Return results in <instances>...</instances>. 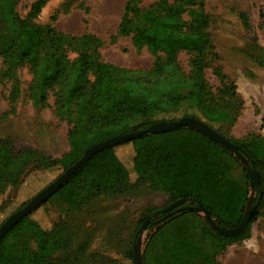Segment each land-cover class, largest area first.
Instances as JSON below:
<instances>
[{"label":"trees","instance_id":"trees-1","mask_svg":"<svg viewBox=\"0 0 264 264\" xmlns=\"http://www.w3.org/2000/svg\"><path fill=\"white\" fill-rule=\"evenodd\" d=\"M49 1L37 0L23 19L15 13L13 1L0 0V57L6 67L2 77L14 83L12 97L16 99L20 93L18 70L30 67L34 99L44 103L53 94L59 115L74 122L68 134L71 150L65 157L53 160L34 151L13 154L2 145L0 181L6 182L4 190L19 185L22 172L29 164L30 171L61 169L65 173L93 146L162 122L190 117L225 135V126L234 120L219 107L203 79L211 39L209 18L199 0H158L150 6H145L144 0L127 2L111 43L129 37L138 51L146 48L157 57L154 67L148 71L122 69L103 61L100 54L103 40L90 33L73 36L58 31L53 26L57 15L51 17V24L37 23V17ZM6 9L10 12L7 16ZM181 52L195 56L192 62L195 72L190 81L175 67ZM71 54L76 57L71 59ZM159 55H163L164 60ZM178 131L194 133L189 128ZM171 137L167 133L130 142L136 152L134 180L114 148L107 149L78 170L55 197L71 209L83 210L104 197L131 196L148 188L165 194L170 204L194 200L210 210L209 200L223 201L220 195L231 190V185L227 180L224 181L228 184H223L213 171L208 154L201 148L178 144L172 150L164 149L163 141ZM238 146L250 159L251 168L259 174L258 211L264 205V139L251 142L249 146ZM247 177L249 180V174ZM235 193L236 196L225 201L231 210L229 214L222 209H215V214L211 211L221 228L235 229L243 220L237 206L239 194ZM185 214L198 222L196 234L203 251V264H210L211 251L215 255L242 237L206 233L202 221L192 212ZM257 218L255 214L251 222ZM176 220L170 218L167 225ZM22 232L33 234L39 243L38 252L31 257L17 256L16 247L10 243L14 235L19 237ZM74 236V230L64 225L45 232L27 216L0 242V264H74L75 259L72 260L68 252ZM131 241L130 250L133 237ZM149 249L144 264H150Z\"/></svg>","mask_w":264,"mask_h":264},{"label":"rangeland","instance_id":"rangeland-1","mask_svg":"<svg viewBox=\"0 0 264 264\" xmlns=\"http://www.w3.org/2000/svg\"><path fill=\"white\" fill-rule=\"evenodd\" d=\"M10 1L14 2L15 13L24 19L37 0ZM128 1L50 0L36 22L51 24V17L57 15L53 26L58 31L73 36L90 33L102 39L104 45L100 54L103 61L122 69L148 71L154 67L157 57L146 48L138 51L129 37L111 43ZM157 1L144 0V5L150 6ZM199 1L209 18L211 39L203 79L219 107L234 120L225 126V135L222 136L238 145L249 146L251 142L264 139V0ZM9 14L6 9L5 15ZM159 56L164 60L163 55ZM70 57L74 59L76 55L71 54ZM194 57L181 52L175 63L177 72L189 81L195 72ZM3 62L0 57V148L5 145L13 154L34 151L53 160L65 157L71 150L68 134L74 122L59 115L53 94L44 103L34 99V77L29 66L18 70L20 93L14 99V83L2 77L6 68ZM168 135L172 137L163 141L164 149L172 150L178 144L201 148L208 154L213 171L231 185V190L220 195L223 201L209 200L208 211L215 214V209H222L229 214L231 210L225 201L236 196L235 191L239 194L237 206L241 215L255 209L242 237L215 255L211 251L209 263L264 264V205L257 211V192L251 184V177L249 180L247 177L253 171L250 159L243 154L246 158L244 163L234 153L213 144L196 131L177 130ZM148 136L152 135L140 138L147 140ZM114 151L134 180V146L129 142L115 147ZM30 169L29 164L17 187H7L6 191V182L0 181V228L20 208L66 173L61 169ZM262 177L264 185V168ZM223 184L228 183L224 181ZM190 201L172 216L190 212L186 207L197 205L194 200ZM171 205L165 194L148 188L131 196L104 197L83 210L69 208L54 195L28 217L45 232L58 225L74 230L75 236L68 251L71 259H75L74 264H134V244L140 246L144 255L150 243V264H203V251L196 234L198 222L186 216L168 226L170 221L167 219L171 215L162 218L160 214ZM193 214L203 219L206 233L217 232L206 222L204 214ZM255 214L258 218L251 222ZM148 219L150 222L141 230ZM10 243L16 247L19 257H31L39 249V243L31 233L22 232L19 237L14 235Z\"/></svg>","mask_w":264,"mask_h":264},{"label":"water","instance_id":"water-1","mask_svg":"<svg viewBox=\"0 0 264 264\" xmlns=\"http://www.w3.org/2000/svg\"><path fill=\"white\" fill-rule=\"evenodd\" d=\"M182 128L192 129L215 144L221 146L222 148L234 153L241 161L246 163V158L243 155L242 149L240 146L231 143L224 136L219 134L213 128L209 127L202 121H199L194 118H182L178 121H167L155 124L148 128L147 130L127 134L124 136L115 137L113 139H109L103 143L93 146L90 148L84 156L69 170L66 171L64 175H62L59 179H57L54 183L49 185L45 190H43L40 194H38L33 200H31L23 209L19 210L17 213L12 215L0 228V242L2 239L15 227L17 226L24 218L31 215L35 210L40 208L45 202H47L52 196H54L77 172L80 170L86 163H88L94 156L97 154L107 150L118 147L125 143H129L137 138L147 136V135H162L171 132H175ZM251 184L255 189L259 188V174L253 170L250 174ZM190 200H179L169 206L167 209L163 210L161 213L170 216V212L187 204L191 203ZM186 210L196 213V214H204V219L206 222L218 233L224 235L225 237H236L243 233V231L248 226L251 215L255 211L253 208L252 211L246 213L240 225L235 229H226L221 228L218 223L213 219L212 214L208 211L202 204L198 203L196 206L188 205ZM150 222L148 219L141 230H144L147 224ZM133 261L134 264H144L143 263V255L140 250V246L134 244L133 249Z\"/></svg>","mask_w":264,"mask_h":264},{"label":"crops","instance_id":"crops-1","mask_svg":"<svg viewBox=\"0 0 264 264\" xmlns=\"http://www.w3.org/2000/svg\"><path fill=\"white\" fill-rule=\"evenodd\" d=\"M186 216H188V217H190V214H181V215H179L178 217H175L176 219H180V218H182V217H186ZM200 221H202L203 222V219L201 218V217H199L198 215H195ZM158 234V233H157ZM156 234V235H157ZM155 235V236H156ZM154 236V237H155ZM149 247H150V244L148 245V247H147V249H146V252H145V254L143 255V261H144V258H145V256H146V254H147V250L149 249ZM144 263V262H143Z\"/></svg>","mask_w":264,"mask_h":264},{"label":"flooded vegetation","instance_id":"flooded-vegetation-1","mask_svg":"<svg viewBox=\"0 0 264 264\" xmlns=\"http://www.w3.org/2000/svg\"><path fill=\"white\" fill-rule=\"evenodd\" d=\"M178 209H179V208H177V209L171 211V212L169 213L171 216H170L167 220H169L170 218H173L174 216H172V215L176 214ZM167 215H168V214H164V215H163V214H160V216H162V218L167 217Z\"/></svg>","mask_w":264,"mask_h":264}]
</instances>
